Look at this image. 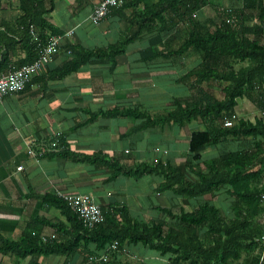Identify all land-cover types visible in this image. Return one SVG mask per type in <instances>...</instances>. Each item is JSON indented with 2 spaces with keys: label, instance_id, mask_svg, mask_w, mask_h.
I'll use <instances>...</instances> for the list:
<instances>
[{
  "label": "crops",
  "instance_id": "obj_1",
  "mask_svg": "<svg viewBox=\"0 0 264 264\" xmlns=\"http://www.w3.org/2000/svg\"><path fill=\"white\" fill-rule=\"evenodd\" d=\"M100 1L53 0L52 11L44 17L52 29L43 32L32 27L33 35H30L39 44L43 37L47 42L48 37L62 36L57 52L22 91L0 100V236L7 240L19 242L23 232L29 231L50 243L64 241L70 224L49 199L60 198L59 194H89L103 209L110 203L125 204L137 219L139 213L150 209L157 214L145 219L150 223L163 219L168 211L175 214L181 208L190 210L197 205V200H183L171 190L157 192L163 176L111 179V162H106L104 167L100 165V158L90 160L98 155L105 156V161L118 160L125 166L158 160L180 167L189 157L192 131L205 130L200 120L184 126L161 121L150 123V118H161L172 111L174 101L184 103L191 98L184 76L195 68L196 60L173 53L185 37L184 29L161 34V40L155 32L138 37L126 45L125 53L116 58L114 67L110 61L92 58L77 72L62 78L55 76L74 57L71 46L92 51L135 37L139 27L132 21L134 10L112 11L99 25L90 21L91 12ZM16 5L17 0H0L1 33L17 34ZM204 11L206 8L196 13L200 22L204 20ZM52 30L56 32L53 35ZM6 37L1 35L0 41L10 42L11 35ZM26 49L22 43L12 42L6 51L0 44V60L2 54H7L4 73L22 66ZM220 86L214 83L205 88L222 100L224 95H217ZM132 108L137 112L128 117L103 115L111 110ZM120 121L126 122L119 127ZM55 138H62L63 146L53 152L66 154L39 157L37 153L43 147L48 148ZM230 147L236 149L237 145ZM216 148L223 150V146ZM217 152L204 149L201 158L210 160ZM188 177L195 178L192 173ZM144 178L150 180L146 192L130 188L131 180ZM154 194L156 204L145 205L141 198L149 200ZM225 201L222 204L228 207L230 200ZM125 250L127 253H120L116 258L121 263L128 257V262L132 259L146 264H168V256L153 251L150 254L140 245ZM82 261L79 254L69 258L54 253L24 259L0 254V264H83Z\"/></svg>",
  "mask_w": 264,
  "mask_h": 264
},
{
  "label": "trees",
  "instance_id": "obj_2",
  "mask_svg": "<svg viewBox=\"0 0 264 264\" xmlns=\"http://www.w3.org/2000/svg\"><path fill=\"white\" fill-rule=\"evenodd\" d=\"M225 1L126 0L121 7L112 8L108 15L112 11L134 10L132 21L139 27L135 37L92 51L71 46L74 57L55 75L62 78L77 72L92 58L110 61L114 67L116 58L125 53L126 45L138 37L155 32L161 40V34L184 29L185 37L173 53L196 60L195 68L184 76L191 98L184 103L174 101L172 111L161 118H150V123L161 121L184 126L197 120L203 122L205 130H195L190 135L185 164L173 167L157 160L125 166L118 160L105 161V156L98 155L90 160L100 158L103 166L111 162V179L163 176L157 192L171 190L183 199L197 200V205L190 210L181 208L175 214L168 211L163 219L148 224L134 218L125 204L110 203L107 209L100 206L104 223L88 228L63 199L51 196L52 205L70 224L64 241L50 243L29 231L23 232L19 242L0 236L1 255L24 259L54 253L69 258L79 254L83 264H88L116 242L117 250L109 254L108 262L92 264H128V257L121 263L117 255L126 247L139 245L168 256V264H260L262 257L261 264H264V0H228V5ZM47 2L17 0V34L0 32L5 39H8L6 35H11L10 42L0 41L6 51L12 42L27 47L23 64L32 63L38 57L40 46L46 43L44 37L39 44V40L30 35L31 27L43 32L52 29L44 17L54 4L53 0H49L48 5ZM204 8H210L214 16L200 22L195 16ZM53 33L56 32L52 30ZM6 55L5 52L1 56L0 74L8 65ZM214 83L221 85L222 100L205 88ZM243 99L253 104L261 115L254 120L237 116L231 127H224V119L236 115L238 101ZM136 112V108L118 109L103 115L128 117ZM230 145L237 148L232 149ZM62 146L60 138L58 148ZM218 146H223V150L210 160H202L204 149ZM65 154L49 151L39 157ZM190 172L195 178L188 177ZM220 196L230 200L228 207L214 202Z\"/></svg>",
  "mask_w": 264,
  "mask_h": 264
},
{
  "label": "built area",
  "instance_id": "obj_3",
  "mask_svg": "<svg viewBox=\"0 0 264 264\" xmlns=\"http://www.w3.org/2000/svg\"><path fill=\"white\" fill-rule=\"evenodd\" d=\"M126 0H101L92 10L90 15V21L94 25H99L108 15L112 8L121 7ZM30 34L33 35V29L31 27ZM62 36H51L47 42L40 46L38 57L29 64L19 66L7 70L5 73L0 74V100L5 96L11 95L22 91L25 86L31 81V78L39 74L44 67L49 63L50 58L57 52L59 43ZM264 115V112L262 113ZM237 119V115L232 116V119H224L223 126L231 127L233 120ZM59 138H55L48 148L42 149L38 152V156L51 151L57 150L59 146ZM33 155V153H29ZM21 170L22 167H18ZM59 197L64 200L69 206V209L76 215L79 221L84 226L92 228L95 225L102 224L105 221V217L97 204L95 199L89 194H59ZM264 238V237H263ZM117 250V243L111 244L103 255L93 257L90 259V264L96 262H107L109 254ZM122 253H127L125 249ZM127 256V255H125ZM263 257L261 258V262Z\"/></svg>",
  "mask_w": 264,
  "mask_h": 264
},
{
  "label": "rangeland",
  "instance_id": "obj_4",
  "mask_svg": "<svg viewBox=\"0 0 264 264\" xmlns=\"http://www.w3.org/2000/svg\"><path fill=\"white\" fill-rule=\"evenodd\" d=\"M228 3H229L228 0H226L225 4L228 5ZM233 3L237 4V1H233ZM204 12L205 13H204V20L203 21L207 20L208 18L211 19L214 16V13L212 12V10L210 8H206V11H204ZM217 90L218 91L220 90L219 91L220 93H217V95L219 97H222L223 94L221 93V89H217ZM236 112H237V114H238L240 119L254 120L256 117H259L261 115L259 110L253 104H251L250 102H248L245 99L238 101V106L236 108ZM125 122L126 121H120L118 123V126L121 127L122 125L125 124ZM123 145L127 146V145H125V143ZM211 150H218V152H219V149L216 148V147L211 148ZM213 152L216 153L215 151H213ZM218 152H217V154H218ZM133 155L134 154L132 153L131 156H133ZM130 182H131L130 183V188L131 189L141 188V189H143L144 192H146V190H147V188L149 186L150 180L148 178H144V179H142L140 181L131 180ZM112 187H114V186H112ZM116 187H118V186L116 185ZM109 188L111 189V186ZM141 199L143 200L145 205H147V204L149 205L150 203L156 204V202H157V197H156L155 194L153 196H151V198L149 200H147L146 198H141ZM225 199H226V197L221 196L220 198L215 199L214 202L219 206L221 204V202H225L226 203ZM185 202L186 201H183V204H184V207L186 208L187 204L185 205ZM227 204H228V202H227ZM176 211H178V210L176 209ZM154 215L156 216L157 214L155 212L151 211L150 209H146L144 214L139 213L137 216H138L139 220L149 224L150 221H146L145 219H148L147 217H149V218L153 217ZM148 252L150 254L153 253L150 250H148ZM103 254H104V252L100 253L98 256L103 255ZM109 258L110 257H108L107 262L109 261ZM134 261L135 260L131 259V261L128 264H136ZM149 264H152V263H149Z\"/></svg>",
  "mask_w": 264,
  "mask_h": 264
}]
</instances>
